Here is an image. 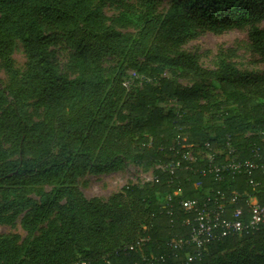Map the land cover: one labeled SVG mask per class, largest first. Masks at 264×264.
I'll return each mask as SVG.
<instances>
[{"label":"trees","instance_id":"1","mask_svg":"<svg viewBox=\"0 0 264 264\" xmlns=\"http://www.w3.org/2000/svg\"><path fill=\"white\" fill-rule=\"evenodd\" d=\"M89 1L0 0V53L10 52L18 40L35 65L24 84L15 92L8 91L12 102L0 114V137L13 139L18 151V159L7 162L0 150V192L22 194L41 178L55 182L40 204L25 198L0 205V216L14 206L30 210L26 215L28 238L16 245L0 237V264H206L212 255L235 249L243 240L264 237L262 224L254 233L212 242L201 259L188 263L193 249L170 245L172 239L188 240L190 236V228L184 223L188 215L179 205L181 199H201L207 190H220L227 199L232 192H255L264 202V178L259 172L254 177L260 184L252 188L242 174L216 168L203 174L208 163L197 155L205 141L222 145L228 137L242 158L253 156V143L258 144L260 132L264 133V76L245 75L220 62L217 82L223 99L206 94V104L193 102L201 95L197 86L183 87L162 76L160 67L137 64L135 43L105 27L99 10L89 9ZM251 4H264V0H186L176 6L175 13L184 25L219 29L226 23L254 21L257 10ZM151 12L152 7L139 18L145 33L150 28ZM46 21L69 27V40L81 48L76 77L57 74L49 61L50 38L42 31ZM164 23L181 24L174 20ZM253 35L259 41L258 33ZM100 55L118 57L144 75L142 88L133 95L123 90V69L104 77ZM182 68L196 74L189 65ZM163 95L197 110L192 115L165 112L157 106ZM4 97L5 90H0V104ZM29 97H38L45 111L43 119L33 124L26 122L20 107V101ZM126 117L130 119L128 125L116 126ZM247 131L253 135H246ZM188 144H193L198 157L190 166L181 157L183 145ZM222 158L215 156L214 163ZM127 160L145 168L158 163L170 164L173 169L156 170V182L122 187L110 204L84 197L77 183L80 175L116 170ZM215 173L222 179L217 180ZM167 194L172 195L169 204ZM123 197L130 198L135 206L146 207L148 228L137 231L138 239L134 238L130 210ZM62 198L59 222L32 236L47 209ZM235 206L230 203L228 208ZM104 226L109 227L106 233ZM144 237L148 242L136 245Z\"/></svg>","mask_w":264,"mask_h":264},{"label":"rangeland","instance_id":"2","mask_svg":"<svg viewBox=\"0 0 264 264\" xmlns=\"http://www.w3.org/2000/svg\"><path fill=\"white\" fill-rule=\"evenodd\" d=\"M186 0H90L89 9H98L105 27L118 31L130 37L135 43V62L137 64L150 63L160 67L161 75L166 76L183 87L197 86L201 95L193 102L206 104L205 95L222 100L223 95L218 87L217 73L220 62L235 68L242 74L264 76V4H251L257 10L256 19L250 23L232 25L223 24L219 29H210L193 23H184L178 19L175 8ZM152 7L150 28L143 30L139 18L146 16ZM166 20L179 21L181 24L168 25ZM183 25V26H182ZM44 35L50 38L47 56L55 72L68 79L78 74L81 48L69 40V27H62L54 21L42 24ZM254 32L258 33L259 41L254 39ZM99 65L104 77L123 69L124 76L121 88L131 95L142 88L144 75L136 73L127 63L118 57L99 56ZM189 65L196 74L185 71L182 66ZM33 62L27 55V49L22 42L16 40L11 51L0 53V90H5V97L0 104V114L12 102L8 91L15 92L34 69ZM153 86L157 81L152 80ZM264 87V84L261 85ZM261 100V99H260ZM263 101V100H261ZM157 106L165 112L173 110L185 115H192L197 109H191L186 104L177 102L176 98L163 95L158 99ZM22 115L27 123L33 124L43 119L44 108L38 97H29L20 101ZM127 116V109L124 110ZM130 119L126 117L116 126H126ZM251 131H247L249 135ZM131 135V134H130ZM125 135V138H128ZM0 150L4 153L5 161H16L18 151L14 141L5 136L0 137ZM161 164L154 163L146 168L133 161H125L116 170H105L98 173L86 172L77 179L79 189L86 199H98L110 204L122 187L131 185H145ZM55 182L41 178L26 192L1 193L0 205L11 201L31 199L40 204L42 199L51 193ZM123 204L130 210L132 232L138 239L137 231L148 228L149 216L145 206L131 203L130 198L123 197ZM131 203V204H130ZM64 205V199L49 207L40 225L32 232V236L39 235L50 224L59 222L58 214ZM29 208L14 206L0 216V237L9 239L12 243L21 244L29 237L26 215ZM108 222V221H107ZM142 226V227H141ZM109 227L104 226V233ZM206 264H264V237L254 236L243 240L235 249L225 250L212 255Z\"/></svg>","mask_w":264,"mask_h":264},{"label":"built area","instance_id":"3","mask_svg":"<svg viewBox=\"0 0 264 264\" xmlns=\"http://www.w3.org/2000/svg\"><path fill=\"white\" fill-rule=\"evenodd\" d=\"M260 143L264 146L263 132L259 134V143H253V156L242 158L228 137L222 141V145L217 142L205 141L203 150L197 152L199 159L208 163L205 170L203 169L201 172L204 174L206 170L210 171L216 168L229 171L232 174H242L248 178V183L252 188H255L260 184V181L254 177V174L259 172L264 178V149H261ZM183 148L185 150L182 151L181 157L187 166H190L198 160L196 151H194L193 144L183 145ZM224 151L225 154H223ZM215 156L223 157V160L216 164L214 163ZM172 169L173 166L170 164H161L157 170L171 172ZM215 177L217 180L222 179L219 173H215ZM149 181L156 182L157 176L154 175ZM171 200L172 195L167 194V203L169 204ZM230 203L236 206L229 209ZM179 205L188 215L184 223L190 228V236L188 240L172 239L170 245L178 249L187 245L193 249V252L187 257V263L201 259L212 242L229 236L254 233L264 224V202L259 201L255 192L252 194L232 192L231 197L227 199L220 190H207L203 198L181 199ZM171 212L170 209L167 211L169 215ZM146 242H148V238L144 237L136 245Z\"/></svg>","mask_w":264,"mask_h":264}]
</instances>
